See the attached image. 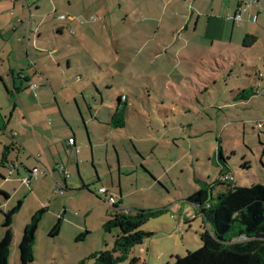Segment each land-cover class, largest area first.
I'll return each instance as SVG.
<instances>
[{"label": "rangeland", "instance_id": "1", "mask_svg": "<svg viewBox=\"0 0 264 264\" xmlns=\"http://www.w3.org/2000/svg\"><path fill=\"white\" fill-rule=\"evenodd\" d=\"M253 16L257 21L245 15L234 29L233 51L219 52L215 47L206 62L188 57L187 52L177 58L170 47L163 50L158 45V49L154 43L147 51H121L119 60L110 58L108 70L86 56L68 70L51 65L45 125L34 123L29 109L41 103L40 96L25 91L8 98L0 83V109L6 123L17 104L6 132L0 134V158L8 155L13 171L17 170L8 175L0 166V240L6 214L14 212L8 264H19L23 228L38 213L31 264H75L91 254L111 251L119 233L117 229L104 232L102 224L114 207L131 213L161 211L140 228L151 236L131 249L122 264H132L133 259L136 264H171L201 247L202 218L188 201L195 191L210 183L215 198L232 184L264 185V0H259ZM245 33L257 41L240 50ZM157 40L166 46L172 36L160 35ZM93 85L98 92L91 91ZM243 90L254 93L249 101L235 99ZM119 95L128 98L125 129H106L90 120L86 103L94 117L106 122V107ZM56 124L76 139V159L70 151L63 162L67 161L68 186L74 183L77 188L59 189L63 179L54 173L40 175L27 185L23 182L30 176L27 167L38 166L42 172L36 157L40 141L51 139ZM16 141L26 145L14 149L10 143ZM221 167L222 175L233 178L231 184H217ZM100 189L113 196L114 207L106 203ZM60 216L59 234L50 238L48 233ZM86 232L85 239L76 240Z\"/></svg>", "mask_w": 264, "mask_h": 264}, {"label": "crops", "instance_id": "2", "mask_svg": "<svg viewBox=\"0 0 264 264\" xmlns=\"http://www.w3.org/2000/svg\"><path fill=\"white\" fill-rule=\"evenodd\" d=\"M29 2L0 0V83L8 98L15 93L23 94L25 91L32 93L34 97L40 96L41 103L36 108L32 106L29 109L31 116L36 119L34 123L43 125H45L44 118L48 115L47 105L44 103L47 100V84L52 88L47 75L51 65H56L57 68L62 66L68 70L73 65H78L75 60L84 59L86 56L90 63L98 67L103 65L108 70L110 58L119 60L121 51H147L148 45L154 43H158V49L160 48L158 45H161L163 50L170 47L177 58H180L183 52H187L188 57L206 62L215 47L219 52H230L236 48L232 46L234 29L243 21L245 15L254 21L253 10L259 4V0H30ZM58 14L83 19L86 23L80 25L78 21L60 22L57 20ZM237 15L239 19L235 18ZM91 18L94 21H91ZM70 29L73 33H70ZM160 35H171L172 41L166 46L159 44L157 39ZM246 35L250 34L242 35L240 50L244 49L243 40ZM119 96L125 97L128 107V98L124 95ZM101 105L104 106V103L102 102ZM106 108L111 114L115 106L113 104L110 108ZM16 109L15 103L7 123L0 109V134L6 132ZM128 111L129 108L127 114ZM25 120L24 117L23 121ZM90 120L96 121L92 118ZM82 121L84 124L83 119ZM106 122L97 121L98 126L111 129L103 124ZM23 124L25 125V122ZM51 132V139L40 141L41 151L36 156L37 163L42 164L43 174L40 175L58 174L63 179V186H58L59 189L77 188L74 183L68 186L67 178L59 172L62 167L68 173L67 161L65 163L63 161L70 151L75 159L77 157L75 136L68 135L67 130L57 124ZM13 136L14 134L11 138ZM70 138L74 140L73 146L69 145ZM87 140L90 144L88 133ZM24 144V142L10 143L14 149L18 147L23 149L26 145ZM62 154L64 158L61 157ZM3 160L4 165H1ZM77 165L76 163L79 173ZM0 166L7 170L8 175L17 173V170L13 171L14 167L8 161L6 154L1 156ZM27 169L28 174L33 169L40 171L38 166ZM0 177L3 178L2 175ZM59 219L62 221L61 216Z\"/></svg>", "mask_w": 264, "mask_h": 264}, {"label": "trees", "instance_id": "3", "mask_svg": "<svg viewBox=\"0 0 264 264\" xmlns=\"http://www.w3.org/2000/svg\"><path fill=\"white\" fill-rule=\"evenodd\" d=\"M256 41L254 36L246 35L243 40V48H250ZM91 91L98 92L94 85ZM253 94L251 91L243 90L238 93L235 99L247 101ZM125 101V97L116 98L115 109L113 113H108L109 119L103 124L113 130L125 129L128 109ZM86 107L91 118L99 121L92 115L93 109L88 103H86ZM70 142L74 144L72 138H70ZM218 151L219 159L225 164V159L223 160L219 148ZM1 165H4V160ZM223 171L224 169L221 167V178L227 176L222 175ZM224 183L226 182L217 181L218 185ZM207 186L200 187L188 198L202 218L201 247L187 253L184 257H178L171 264H264V185L256 183L245 187L232 184L224 192L218 193L215 198L211 194L213 186L210 183ZM82 188L86 189V186L82 184ZM65 189L67 190V188ZM160 212L135 210L134 213H131L114 207V212L108 215L102 224V229L106 233L113 229L118 230L119 234L113 241L112 250L91 254L75 264H87L89 261L92 264H122L127 260L131 249L141 245L145 239L151 236L142 232L140 228L149 218L156 217ZM13 213H7L5 216L3 224L5 231L0 240V264H8L9 251L13 242L11 229ZM39 222L40 214L38 213L23 228L18 245L19 264L33 262L32 250ZM60 224L61 219H57L48 233L50 238L58 236ZM86 235L88 232L81 233L76 240H83ZM136 262V259L131 261L132 264H136Z\"/></svg>", "mask_w": 264, "mask_h": 264}, {"label": "built area", "instance_id": "4", "mask_svg": "<svg viewBox=\"0 0 264 264\" xmlns=\"http://www.w3.org/2000/svg\"><path fill=\"white\" fill-rule=\"evenodd\" d=\"M5 1H14V0H5ZM235 18H236V19H239L240 17H239V15H237ZM57 20L60 21V22H70V23H71L72 21H78V23H79L80 25H83L84 23H86V20H83V19H76V18H71V17H69V16L66 15V14H58V15H57ZM90 20H91V21H94L92 18H91ZM255 20H256V19L254 18V21H255ZM70 33H73V30H72V29H70ZM31 88H35V86H31ZM257 126H258V127H261L262 125H261V123H258ZM69 145L71 146V145H73V143L70 142ZM59 172L62 173V174L64 175L65 178H68V177H69L68 173L64 170V168L61 167V168L59 169ZM40 174H42L41 171H39L38 169H33V170L31 171V173H30V176H29L28 178H25V179L23 180V182H24L25 184L29 185L30 182H31L32 180H36ZM220 180H221L222 182H226V183H231V182H233V178L230 177V176H224V177H222ZM99 192H100V194H103V195H104L105 201H106V203H107L109 206H111V207H114V206H115L116 201H115V199L113 198V196H111V195H107V191H106L105 189H100Z\"/></svg>", "mask_w": 264, "mask_h": 264}]
</instances>
